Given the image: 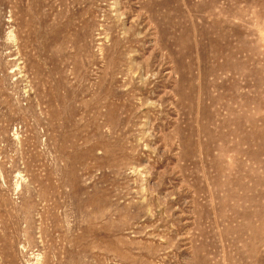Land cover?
Returning a JSON list of instances; mask_svg holds the SVG:
<instances>
[{
    "label": "rangeland",
    "instance_id": "1",
    "mask_svg": "<svg viewBox=\"0 0 264 264\" xmlns=\"http://www.w3.org/2000/svg\"><path fill=\"white\" fill-rule=\"evenodd\" d=\"M0 264H264V0H0Z\"/></svg>",
    "mask_w": 264,
    "mask_h": 264
}]
</instances>
